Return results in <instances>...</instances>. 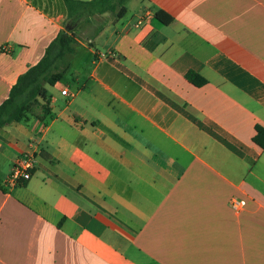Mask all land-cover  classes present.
<instances>
[{"label":"crops","instance_id":"crops-1","mask_svg":"<svg viewBox=\"0 0 264 264\" xmlns=\"http://www.w3.org/2000/svg\"><path fill=\"white\" fill-rule=\"evenodd\" d=\"M125 6L81 21L48 100L0 128V264H264V0ZM65 20L63 0H0V103Z\"/></svg>","mask_w":264,"mask_h":264},{"label":"trees","instance_id":"trees-1","mask_svg":"<svg viewBox=\"0 0 264 264\" xmlns=\"http://www.w3.org/2000/svg\"><path fill=\"white\" fill-rule=\"evenodd\" d=\"M127 1L63 0L66 8L65 27L48 43L42 57L17 77L8 96L0 103V128L21 120L38 98L48 100L46 85L59 82L68 71L69 61L76 46L74 30L77 25L95 14L111 13L115 17H122L126 13ZM154 16L165 24L172 20L170 15L160 9L154 12ZM186 76L196 86L206 82L193 71H188ZM44 108L46 109V106ZM252 140L261 148L264 147V128L261 125H255Z\"/></svg>","mask_w":264,"mask_h":264},{"label":"built area","instance_id":"built-area-1","mask_svg":"<svg viewBox=\"0 0 264 264\" xmlns=\"http://www.w3.org/2000/svg\"><path fill=\"white\" fill-rule=\"evenodd\" d=\"M142 19H139L137 24H140ZM111 51L107 52H98V58H104L108 55H111ZM62 95L70 96L71 93L67 88H63L60 90ZM36 148L34 145H30L29 149L22 153L19 157H17L11 165L10 172L6 178V183L10 185H16L27 181L31 177V171L34 167L36 161ZM229 207L238 212L240 211L244 205L245 200L232 197L228 200Z\"/></svg>","mask_w":264,"mask_h":264},{"label":"water","instance_id":"water-1","mask_svg":"<svg viewBox=\"0 0 264 264\" xmlns=\"http://www.w3.org/2000/svg\"><path fill=\"white\" fill-rule=\"evenodd\" d=\"M66 28H68V27H66Z\"/></svg>","mask_w":264,"mask_h":264}]
</instances>
